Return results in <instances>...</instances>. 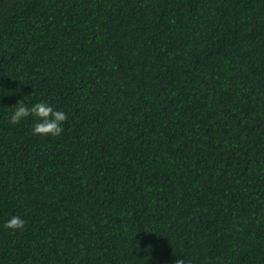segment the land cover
Masks as SVG:
<instances>
[{"label":"trees","instance_id":"obj_1","mask_svg":"<svg viewBox=\"0 0 264 264\" xmlns=\"http://www.w3.org/2000/svg\"><path fill=\"white\" fill-rule=\"evenodd\" d=\"M173 254L264 264V0H0V264Z\"/></svg>","mask_w":264,"mask_h":264},{"label":"clouds","instance_id":"obj_2","mask_svg":"<svg viewBox=\"0 0 264 264\" xmlns=\"http://www.w3.org/2000/svg\"><path fill=\"white\" fill-rule=\"evenodd\" d=\"M26 99L18 100L9 114L12 124H19L28 117H33L32 132L35 135L58 136L63 130V122L68 119L62 109L49 103L47 100H38L33 103H24ZM26 221L19 215H12L4 221L6 229H23ZM172 264H192L191 258L186 255L173 254Z\"/></svg>","mask_w":264,"mask_h":264}]
</instances>
